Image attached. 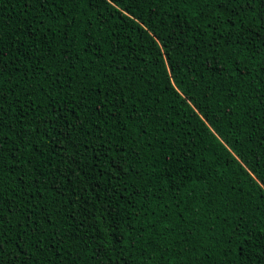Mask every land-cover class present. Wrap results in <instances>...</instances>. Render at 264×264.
Instances as JSON below:
<instances>
[{"label":"trees","instance_id":"obj_1","mask_svg":"<svg viewBox=\"0 0 264 264\" xmlns=\"http://www.w3.org/2000/svg\"><path fill=\"white\" fill-rule=\"evenodd\" d=\"M229 16L213 0H57L55 6L49 0L46 7L0 0V60L8 64L0 143L19 147L14 155L3 153L7 164L0 167L7 259L97 264L93 252L102 246L101 264H121V258L128 264H241L243 242L250 257L243 264H264V24L252 12ZM249 28L260 35L237 42ZM29 55L31 62L14 59ZM29 63L33 71L24 76ZM15 64L20 73L12 71ZM82 95L87 108L77 106ZM45 121H54L55 130ZM73 128L76 142L91 133L94 147L113 149L99 161L77 157L84 172L95 175L91 163L110 170L115 158L127 173V192L112 182L120 195L98 176L94 191L80 192L79 185L87 211L79 202L69 205V181L58 178L51 190L44 183L37 192L33 179H44L49 168L75 169L60 163L66 160L60 149L72 148L67 133L57 136ZM80 174L70 177L73 185ZM33 204V219L51 218L50 227L40 221L45 235H58L43 251L32 244L36 236L23 237L15 260L21 213L33 214ZM113 219L115 238L80 242L83 235H108L105 221ZM121 235L120 248L110 251Z\"/></svg>","mask_w":264,"mask_h":264},{"label":"snow or ice","instance_id":"obj_2","mask_svg":"<svg viewBox=\"0 0 264 264\" xmlns=\"http://www.w3.org/2000/svg\"><path fill=\"white\" fill-rule=\"evenodd\" d=\"M36 3L40 4L41 7H46V5L49 3V0H35ZM53 6H55L57 0H51ZM115 3L117 4H123L124 0H115ZM213 3L215 4L217 9L223 10L225 13H231V16H236V17H241L243 13L247 12H252L256 14L257 20L261 23L264 24V0H213ZM232 5L231 8L228 6ZM257 9H261L259 13H257ZM231 16L228 17L229 20H231ZM71 25V22H69V26ZM231 27L233 29H236V25L232 24ZM50 31V29H48ZM246 35L239 36L237 37V42L240 39H247L249 41H252L253 37L259 36V33L252 32L251 29H245L244 30ZM233 36L236 35V31H233L231 33ZM223 38V37H221ZM261 39H264V36L260 37ZM166 47V45H165ZM50 50V49H49ZM0 55H3V53H0ZM26 58L29 62L32 61L33 57L31 55L27 57H20V56H15L14 59H22ZM67 59V57H65ZM8 67V64L6 61L0 60V88L3 86V81L5 78V69ZM25 71L23 72L24 76H28L29 72H32L33 69L31 67V63L24 65ZM43 69H41L42 71ZM13 72L15 73H20L21 71V65L20 64H15L13 69ZM243 74V73H242ZM9 76H11V73H8ZM10 82V81H9ZM8 94H14L11 92V90H8ZM264 100V98H261ZM88 100L87 95H82L81 99L78 103V107L81 108H87L89 105L86 103ZM8 103V96L4 95L3 93H0V132H2L3 127L5 126L3 124V117L7 115V109L4 107V104ZM27 107H31V105H28ZM49 107H52V105H49ZM22 110L20 113V128L21 131L17 132V136H20L23 132V120L22 117L25 115V112L23 111L24 106H21ZM64 110H67V104L65 105ZM34 111V109H33ZM95 112H99V107L95 109ZM52 123L53 130L56 128V124L54 121H45V123ZM76 128H73L71 130H62L61 132L57 133V136H64L67 133V139L71 142L70 147L72 148V151H69V145H66L60 149V152H63L65 154V161H60L61 164H64L66 161L70 162L71 164L75 165L74 170H68L67 168L61 169L57 168L54 172L49 168L48 174L44 179H37L33 177L36 181V191L39 192L40 186L44 183H48L49 188L51 190V186L58 180V178H63L64 180L69 181V189L71 191V195L68 197V203L69 205L75 204L77 202L80 203V207L84 209V211H87L86 209V204L87 201L85 198L77 192V187L79 185H84V187H80L79 191L83 193H87L90 190H95L100 187L99 181H97L96 177H100L102 180L105 181L106 184H108L112 191L115 192L117 195L122 194L120 191L117 189V184H113V181H117L119 183L120 189H122L123 192H127L128 188L125 186L122 182V174L127 175L126 172H123L122 166L120 161L116 160L115 158L109 159V168L110 170H105L101 168L99 163H91L88 165L89 172H95V175H89L87 172H84V170L80 167V161L77 159V157H82L85 162L87 161H92L95 159L96 161L101 160V157L107 158L108 153L112 152L113 149L111 147L108 148H97L94 147L92 144L88 142L87 136L91 135V133L84 134L82 138L79 139L78 142H76L73 137H72V132L76 131ZM95 130V129H94ZM32 131L38 132L39 127L37 126L36 128H33ZM100 139H103V137H100ZM53 145L57 143V140L52 141ZM81 149H84L83 152H81ZM88 149H91L92 155H89ZM5 151L9 152V155H14L15 152L19 151V147L17 145H14L12 149H6L4 143H0V167H3L7 164V160L4 158L3 153ZM42 155V153H41ZM35 156H32L31 159H35ZM30 161L26 160L25 163H29ZM51 164L50 159L45 160V165L48 166ZM76 171H79L81 174L79 176H76V181L77 184L73 185L71 182L70 177L76 175ZM65 172L68 174L65 175ZM139 175V173H136ZM89 182L91 184L89 185ZM103 191V189H102ZM59 195H63L62 190H57ZM105 195H107V192H105ZM72 196L76 197V200H72ZM42 200L44 199L43 195L40 197ZM3 203V196L2 193H0V204ZM111 204V201L109 200V205ZM57 208L60 207V204L56 205ZM38 207V205L33 204L32 209L30 210L33 214H28L23 215V223H20V232L18 233V240L20 241L17 243L16 247L18 249L17 251V256L15 257V260H19L20 256V250L22 248V241L23 237L25 236H36V239L32 241V244L40 251L44 250V245L47 242L48 244L52 243V239L58 233L55 231L48 233V235H45L46 229L41 228V223L40 221L43 220L47 226H52V221L51 218L48 217L47 215H42L39 220L33 219V215L35 212V209ZM16 210L19 211V206H16ZM71 210V209H70ZM4 208L0 206V213H3ZM9 214L13 212V208L9 207L8 209ZM114 210H110L108 206H105L103 209V212L108 216L112 217ZM68 220H74L75 219V214L72 213L67 217ZM4 217L3 215H0V264H14V260H9L7 257L4 255V244L7 242L5 240V237L7 236V233L3 231L4 227ZM105 224L107 225V233L108 235H92L89 237L88 235H83L79 237V240L81 243L88 245L89 239H91L93 242L97 240H102L104 242H107L108 238L111 236L115 238L116 234L119 232V227L117 225L116 219L112 220L111 224H108L107 220L105 221ZM84 227V224L80 223L76 226L75 231L79 233L80 229ZM88 228H92V225H88ZM29 229L31 231H29ZM95 232H99V229H94ZM235 231H239V228L235 229ZM253 233H248V236H252ZM43 237V239H41ZM142 238V237H141ZM248 237L246 236L245 239ZM124 240V237L121 235L119 239H115V243L113 245V249H110V251L115 250L120 248L122 241ZM231 243V241H229ZM90 246V245H89ZM133 247L135 245L133 244ZM51 250V249H50ZM86 250V249H85ZM239 253L241 257L243 258L241 264H243V261H246L250 259L248 253L245 251V248L243 247V242L241 246L239 247ZM24 255H27V253H24ZM93 255L96 257L97 264H101L102 257L105 255V249L102 246H98L95 251L93 252ZM30 259V257H29ZM20 264H27V261H20ZM63 264V262H61ZM71 264H75V261H72ZM121 264H128V261L124 258H121Z\"/></svg>","mask_w":264,"mask_h":264}]
</instances>
